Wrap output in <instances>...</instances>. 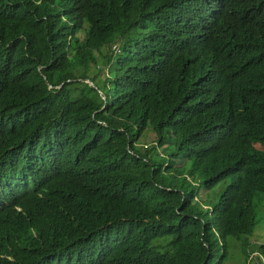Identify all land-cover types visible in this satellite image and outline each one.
Returning a JSON list of instances; mask_svg holds the SVG:
<instances>
[{
	"label": "trees",
	"instance_id": "16d2710c",
	"mask_svg": "<svg viewBox=\"0 0 264 264\" xmlns=\"http://www.w3.org/2000/svg\"><path fill=\"white\" fill-rule=\"evenodd\" d=\"M260 195L264 0H0V264H264Z\"/></svg>",
	"mask_w": 264,
	"mask_h": 264
},
{
	"label": "rangeland",
	"instance_id": "374dc122",
	"mask_svg": "<svg viewBox=\"0 0 264 264\" xmlns=\"http://www.w3.org/2000/svg\"><path fill=\"white\" fill-rule=\"evenodd\" d=\"M106 51V50H105ZM98 60L102 61L103 58L98 56L97 57ZM96 69H92L91 72H95ZM108 76L107 71H104V74H100V80L97 81L98 86L102 89L105 90V84H104V79ZM89 82L88 80H85L84 83ZM85 92L84 89L80 88V90L78 91V94H81ZM92 94V93H90ZM93 95V94H92ZM155 140V136H153L152 134H147L144 135L141 139H140V146H145L148 144L153 143ZM148 147V146H147ZM230 183V179L224 181L223 183L219 184L215 189H214V193L212 194L213 198H218L223 191L227 188V186ZM201 194H204L206 196H208V192L204 189H202ZM264 200V196L260 195L257 197V204H256V219H257V224L254 230V233L249 237L252 244V249L255 247H257V245L260 244H264V205L261 204V201ZM245 240V237H243L242 239H236V238H230L229 239V244H230V249L232 252H230V255L234 256L235 258V262L231 263V260H229L228 262L230 264H257L256 262V257H258V253L260 251V249H255L254 253L252 254V256L249 257H243L242 256V252H241V245L242 242Z\"/></svg>",
	"mask_w": 264,
	"mask_h": 264
},
{
	"label": "water",
	"instance_id": "95a60500",
	"mask_svg": "<svg viewBox=\"0 0 264 264\" xmlns=\"http://www.w3.org/2000/svg\"><path fill=\"white\" fill-rule=\"evenodd\" d=\"M88 83L91 84V85H93V82H91V81H89Z\"/></svg>",
	"mask_w": 264,
	"mask_h": 264
},
{
	"label": "built area",
	"instance_id": "2783aa9c",
	"mask_svg": "<svg viewBox=\"0 0 264 264\" xmlns=\"http://www.w3.org/2000/svg\"><path fill=\"white\" fill-rule=\"evenodd\" d=\"M119 49V45L116 46Z\"/></svg>",
	"mask_w": 264,
	"mask_h": 264
}]
</instances>
